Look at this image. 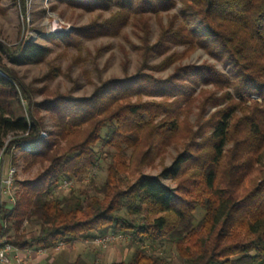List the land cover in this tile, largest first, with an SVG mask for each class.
Returning a JSON list of instances; mask_svg holds the SVG:
<instances>
[{
    "label": "trees",
    "instance_id": "16d2710c",
    "mask_svg": "<svg viewBox=\"0 0 264 264\" xmlns=\"http://www.w3.org/2000/svg\"><path fill=\"white\" fill-rule=\"evenodd\" d=\"M57 1L99 14L53 42L80 53L83 39L117 36L131 24L141 60L134 73L75 96L25 83L2 58L42 62L49 46L0 40V149L13 163L22 158L25 170L41 166L21 182L15 205H0V235L20 248L55 249L123 233L135 249L129 260L109 264H175L159 249L169 236L179 264H264V0ZM178 45L184 49L172 50ZM197 48L228 72L209 62L183 64ZM155 56L163 58L151 63ZM172 65L167 77L155 75ZM60 71L51 64L43 78ZM198 82L211 87L196 93ZM23 142L34 147L15 155ZM171 145L180 148L165 165ZM102 157L109 159L104 181L56 189L64 178L89 175ZM157 161L159 174L144 172Z\"/></svg>",
    "mask_w": 264,
    "mask_h": 264
},
{
    "label": "rangeland",
    "instance_id": "374dc122",
    "mask_svg": "<svg viewBox=\"0 0 264 264\" xmlns=\"http://www.w3.org/2000/svg\"><path fill=\"white\" fill-rule=\"evenodd\" d=\"M25 1V14L22 9L21 0H3L2 4L5 7V11L0 12L1 41L10 46H15L20 40H26L29 42H39L50 47L46 60L38 63L26 62L21 58L15 59L7 53H2L4 63L12 68L25 83L33 87H41L46 84L52 90L71 92L75 96H86L93 92L95 85L100 83L101 80L113 76L122 77L126 74H132L137 70L141 59L134 44H139V39L134 34L131 24L126 25L121 34L117 36H98L83 39L81 52L78 53L75 47L71 46L68 49H64V46L58 45L49 37H55L59 34H69L74 28L82 26L98 16L99 11L89 12L81 8H72L66 3L57 0ZM174 11H179V5L174 8ZM109 13L110 11H105L103 16L107 17ZM158 31L159 27L152 18L151 41L155 40ZM183 49L184 46L182 45L173 46L172 48V50L176 51H182ZM162 58L163 56H155L150 59V62L158 63ZM202 62L213 63L218 69L228 72L227 66L216 61L202 48H197L183 60V64H200ZM51 64L59 66L61 71L53 79L46 80L43 78V75L49 71ZM173 70L174 65L164 71L156 72L155 75L167 77ZM86 71L89 72V77H87ZM202 86L205 85L201 82L194 85L196 93ZM205 87H211V85ZM35 98L36 100H41L43 95L37 94ZM153 98L158 99L159 97L145 96V99ZM214 109L215 107H210L208 113ZM42 114L44 115L46 127L48 129L53 128L52 118L48 111L42 109ZM195 119V114H192L191 120L195 121ZM9 140L10 137L6 138L5 142L7 143ZM179 148L180 146H169L163 164H171ZM20 152L21 149L16 148L14 153L19 156ZM3 155L6 165L17 166L16 180L19 193L22 186L21 182L36 175L40 171L41 166L40 164H36L30 169L25 170L22 158L19 157L16 163H13L10 155L5 153ZM108 163L109 159L102 157L97 167L89 175H76L77 179L72 189L86 188L91 177H94L98 183L104 181ZM161 170L162 163L157 161L155 167H147L144 169V172L157 175ZM162 181L171 186L175 185L173 181L167 178H162ZM56 189L60 194H62L60 190L63 193L69 191V189L60 188L59 186ZM2 204L4 207L10 206L6 200ZM94 237L82 238L81 243L76 244V250L73 249L71 253L68 251L67 246H65L62 250L64 256L66 255L63 259V264H72L79 253L82 264H89L93 261H96L98 264H109L114 261L129 260L135 249L130 246L131 236L129 235H125L120 240L112 241L105 247L94 243ZM59 249H42L41 251L51 253ZM159 249L172 262L175 264L180 263L175 252L174 242H172L169 236L160 241Z\"/></svg>",
    "mask_w": 264,
    "mask_h": 264
},
{
    "label": "built area",
    "instance_id": "2783aa9c",
    "mask_svg": "<svg viewBox=\"0 0 264 264\" xmlns=\"http://www.w3.org/2000/svg\"><path fill=\"white\" fill-rule=\"evenodd\" d=\"M46 135V133H43ZM34 147L33 143L23 142L19 149H32ZM4 148L0 149V205L6 200L9 205H15L18 193L17 187V166L11 164H5L4 160ZM83 177V176H82ZM77 178L69 177L64 178L60 184V188L72 189L74 187V182ZM83 179V178H80ZM79 179V180H80ZM126 234L123 233H112L107 232L105 234H100L94 237V243L106 246L112 241H117L125 237ZM64 243H59L55 249H59ZM22 248L9 242L4 235H0V264H12L13 260L17 263H21L20 251ZM45 248H40V250Z\"/></svg>",
    "mask_w": 264,
    "mask_h": 264
},
{
    "label": "crops",
    "instance_id": "0c3cea01",
    "mask_svg": "<svg viewBox=\"0 0 264 264\" xmlns=\"http://www.w3.org/2000/svg\"><path fill=\"white\" fill-rule=\"evenodd\" d=\"M78 243H81V240L75 241L72 244H63L58 251L51 253L43 252L40 250V248H22L20 251L21 263H17L15 260H13L12 264H63V259L66 256H64L62 252L63 248L67 246L68 251L71 253L73 249L76 250ZM79 256L80 253L77 254L76 258Z\"/></svg>",
    "mask_w": 264,
    "mask_h": 264
}]
</instances>
